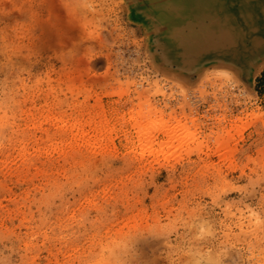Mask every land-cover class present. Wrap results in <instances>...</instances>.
<instances>
[{
    "label": "rangeland",
    "instance_id": "1",
    "mask_svg": "<svg viewBox=\"0 0 264 264\" xmlns=\"http://www.w3.org/2000/svg\"><path fill=\"white\" fill-rule=\"evenodd\" d=\"M183 3L0 0V264H264V47L170 63Z\"/></svg>",
    "mask_w": 264,
    "mask_h": 264
},
{
    "label": "bare ground",
    "instance_id": "2",
    "mask_svg": "<svg viewBox=\"0 0 264 264\" xmlns=\"http://www.w3.org/2000/svg\"><path fill=\"white\" fill-rule=\"evenodd\" d=\"M183 5L168 10V13L184 19L181 22L183 30L179 36L175 38V33L172 32L170 44L162 46V54L164 57H170V63L175 62L178 67H191L197 63L200 53L202 59L209 56L211 62L231 63L237 68L239 64L241 69L245 66L248 56H256L264 47V0H184ZM164 14L166 15L165 12ZM190 14L196 17L190 18ZM177 25L178 21L173 22L172 27ZM183 53L190 54L191 58L181 64L179 58ZM212 71L227 79H239L233 71L227 69ZM168 78L182 82L173 77ZM162 124L164 121L158 122V125ZM182 125L181 120L176 124Z\"/></svg>",
    "mask_w": 264,
    "mask_h": 264
}]
</instances>
